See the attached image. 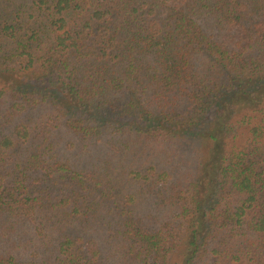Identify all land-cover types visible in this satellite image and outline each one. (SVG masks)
Returning <instances> with one entry per match:
<instances>
[{
	"label": "trees",
	"instance_id": "1",
	"mask_svg": "<svg viewBox=\"0 0 264 264\" xmlns=\"http://www.w3.org/2000/svg\"><path fill=\"white\" fill-rule=\"evenodd\" d=\"M0 264H264V0H0Z\"/></svg>",
	"mask_w": 264,
	"mask_h": 264
}]
</instances>
